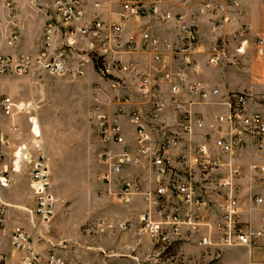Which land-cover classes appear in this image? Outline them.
I'll use <instances>...</instances> for the list:
<instances>
[{"label":"built area","instance_id":"2783aa9c","mask_svg":"<svg viewBox=\"0 0 264 264\" xmlns=\"http://www.w3.org/2000/svg\"><path fill=\"white\" fill-rule=\"evenodd\" d=\"M99 8L103 0H90ZM188 6L186 0H180ZM114 20L99 16L87 18L86 0H51L43 26L37 51L13 55L3 51L19 38L20 26L14 0H0V76L16 74L35 77L41 72L54 76H82L91 65L104 77H118L120 72L132 73L137 77L136 88L144 99L151 118L163 108L160 84L169 85L170 101L180 113L182 137L176 131L161 126L156 131L148 130L134 108L130 112L136 129V153L147 157L156 176V186L147 192L148 209L139 216V228L152 239L171 244L175 240L195 241L198 245L211 248L252 246L261 229H252L240 219L241 173L237 153L249 144L258 152L264 148V116L250 108L257 102L256 96L245 90L230 91L222 97L225 112L216 116L218 135L212 140L204 135L202 143L193 139L194 130L203 126L201 117L192 109V101L179 95L186 86L190 96L206 101L207 94L199 83H187L188 75L196 71L194 55L198 49V23L193 10L174 12L171 0H120ZM199 3L201 12H207L213 29L231 23L241 15L237 0H190ZM192 3V4H193ZM219 13V18L218 14ZM139 24L138 31H130ZM165 25L174 31L171 38H162L151 29ZM137 32V33H136ZM250 34V25L241 24L239 42L235 55L245 53V44ZM257 52L264 57V38L256 36ZM227 39L221 38L213 47L211 64L227 55ZM140 52L149 57V66L142 70L140 62L126 55ZM217 91L213 90V94ZM125 100H129L127 97ZM264 101V95L261 97ZM187 103V106L184 105ZM37 104L33 101L18 102L0 92V116L15 112L25 113L31 122L32 141L14 149L13 169L20 170L29 165V185L34 197L32 214L39 224L52 220L56 206V195L51 189L48 156L40 140L36 117ZM100 137L103 141L123 142L120 127L114 120L109 122L101 116ZM182 139V146H177ZM10 142L0 133V191L9 185L8 156ZM176 148L178 165L171 162V150ZM128 151L121 153L104 150L101 162L107 166L103 174L105 181L120 175L128 162ZM252 176L264 186V164L249 165ZM121 196L138 192L137 179L120 178ZM254 207L264 204V196L253 194L250 198ZM10 204L0 195V233L6 232L7 209ZM220 221L214 222L215 216ZM264 222V217L261 218ZM247 223V224H246ZM12 248L19 254L18 264H68L55 250L41 252L37 242L25 229L15 225L9 230Z\"/></svg>","mask_w":264,"mask_h":264},{"label":"rangeland","instance_id":"374dc122","mask_svg":"<svg viewBox=\"0 0 264 264\" xmlns=\"http://www.w3.org/2000/svg\"><path fill=\"white\" fill-rule=\"evenodd\" d=\"M189 1L186 0L189 6L197 7V12L206 16L208 20V13L200 11L201 5L193 2L192 4ZM215 1L210 0L211 3ZM33 2L38 9L31 17V25L28 27L20 25L17 17L20 34L12 46L23 45L26 38L32 37L35 31H38L40 19L47 15L51 0H33ZM23 3L22 18H25L29 9L26 2ZM86 10L88 19L97 15L96 11H93L94 15L89 17L88 9ZM217 15L219 18V13ZM225 24L228 23L220 27ZM233 40V42L227 40V46L236 44V39ZM215 45L216 43H213L208 52H212ZM234 56L240 55L234 53ZM210 57L206 58L208 64ZM235 63L243 64L240 58L231 59L228 54L226 57H219L218 60V65ZM140 65L142 70L149 66L144 67L141 63ZM94 71L96 72L95 68ZM85 74L86 70L82 76L71 77L54 76L48 72H41L32 78L16 74L0 76V92L10 96L14 101H33L37 104L35 114L40 130V140L48 156L51 189L57 198L52 220L40 226L38 219L32 214L34 197L29 185V165L24 163L20 170H15L12 163L14 149L22 144L31 143L32 124L23 112L0 116V118L4 117L0 120V132H6L4 136L10 142V155L7 158L9 185L0 191L1 198L10 204L7 218L9 223L22 227L31 236H34L40 226L42 235L37 241L40 248L44 252L55 249L68 264H219L226 248L203 247L193 240H175L171 244H165L141 231L139 223L137 228L133 229L130 224L127 226L126 222L119 223L120 218L125 216L123 212L125 204L131 202V197L142 195L146 207L138 213L137 222L139 221V216L148 209V196H146L148 191L143 192L140 187L138 192L121 196V192L118 193L114 188L106 189L105 194L100 188L101 173L107 168L105 164L98 163L97 157L103 148L99 132L100 115L106 111V105H103L101 101L107 91L101 90L103 86L100 82L102 81L93 80L88 83L83 80ZM119 74L129 75L134 81L138 80L132 73L120 72ZM99 75L96 72L95 76ZM134 92L138 93H135V100L149 116L141 93L137 90ZM263 95L261 92L253 94L260 107H264V101L261 100ZM173 109L176 113L172 110L170 114L172 117L176 114V120L168 124L164 123V126L168 130L176 131L182 137L180 122L182 108L174 106ZM112 112L108 111L109 114ZM159 114L158 111L156 117L149 116V118L152 121L156 120ZM203 141L204 137L198 143ZM140 157L146 158L151 164L147 157ZM130 161L131 158L123 165V169ZM112 180L106 182H112ZM240 197V208L246 199L249 200L250 206H253L249 192L244 191ZM240 219L242 220L241 209ZM218 221H220L219 213L214 219L215 223ZM242 222L245 221L242 220ZM0 264H7L2 252H0ZM40 264H44L43 259Z\"/></svg>","mask_w":264,"mask_h":264},{"label":"crops","instance_id":"0c3cea01","mask_svg":"<svg viewBox=\"0 0 264 264\" xmlns=\"http://www.w3.org/2000/svg\"><path fill=\"white\" fill-rule=\"evenodd\" d=\"M86 1L89 13L88 16H93V11H96V14L104 20H114L115 11L120 5V0H103L99 8H94L90 0ZM237 1L239 3V8L242 10V14L236 15L233 22L225 24L223 27L212 29V24L207 20L206 16L197 12V7L189 5L184 6L180 0H171V8L174 12L194 10L196 11L195 13L197 16L199 52L194 55V58L197 61L198 68L196 71L188 75L187 83H199L200 87L207 94L206 101L208 103H202V98H198L197 96H190L185 89L186 86H184L179 93L185 101L194 102L191 107L198 113L203 121V126L194 130L193 139L196 143L202 141L206 133L210 134L212 140L218 135L215 127L212 125L215 124L216 116L225 112V106L221 104L222 97L225 94L234 90H245L251 94L256 92L264 94V57L258 54L257 47L254 43L256 36L264 38V1ZM14 2L20 25L22 24L27 27L30 26L32 21L31 17H33L34 12L36 13V10L38 9L36 3H34L33 0H14ZM23 2H26L29 9V13L25 18H22ZM45 20L46 16L40 19L38 31H35L32 37L26 38L23 45L17 44L12 47H6L3 51L13 55L35 53L39 47ZM241 23H247L250 25V34L248 40L243 42L245 44V53L240 56H234L235 46L237 43L242 42L241 37L239 36ZM151 29L162 38H171L174 35V31L165 25H155L152 26ZM131 30L133 32L138 31L139 24H133L130 28V31ZM230 35H232L233 38L230 37ZM221 38H225L229 42H233V39H236V44H232V46L228 44L226 51L229 58H240L243 63L242 65H238V63L232 65H218V63L208 64L206 58L212 55V52H208L209 47ZM27 39H29L28 42ZM126 58H134L144 67L149 65V57L140 52L128 54L126 55ZM257 61H262L263 63ZM94 73L96 74L94 68L92 66H87L83 80H86L88 83H91L93 80L98 82L102 81L100 82L103 86L101 90L104 89L107 92H104L103 101L101 102L103 105H106V111L102 113L100 117L104 116L109 122L115 120L120 125V135L123 137V142L121 143L103 141L101 139L103 148L97 156L98 163L104 165L101 162V154L106 149L113 152H122L126 149L131 158L130 163L125 165L121 174L113 176L112 182H106L103 179V174L107 171V168L104 169L103 173H101L102 183H100V188L104 194L106 189L110 188H114L120 193V178L125 177L129 179H137L143 192L150 191L156 185V176L149 161L146 158L138 156L136 153V129L130 116V112L134 108H140L138 101L135 100V96L138 94L137 92H134V90H137L136 82L131 80L130 76L126 74H118V77H108L106 79L100 75L97 77ZM159 90L163 102V108L159 111V117L152 121L143 110L139 113L142 121H144L150 131L152 129L156 131L159 127L164 126V123L168 124L173 122V120H176V114L173 117L171 116L172 114H170L172 110L175 113L176 111L173 109L174 104L169 99V85L167 83H162L160 84ZM213 90H216L217 92L213 94ZM127 97L130 99L125 100ZM184 105L187 106V103ZM250 108L259 111L264 116V107H260L257 102H250ZM110 110L111 112L113 111L111 114L108 113ZM3 118H0V120ZM0 133L5 135L6 132ZM179 145H182L181 140ZM170 154L172 163L178 165L179 159L177 156V150H171ZM135 158L136 161H134ZM237 159L241 166V173L237 180V183L241 185L240 193L243 194L244 191H247L250 195L261 194L264 196V186L252 176L249 169L251 163L264 164V148L262 152H258L253 146L245 144L237 153ZM131 199L130 203L125 204L123 210L125 216L120 218L119 223L126 222L127 226L130 224L131 229H133L137 228L138 213L146 207V202L142 195L133 196ZM262 217H264V204L260 207H253L250 206L249 200L246 199L241 207V218L249 223L252 228H261V233L258 236L257 241L250 247L233 246L226 248L222 253L219 264H264V222L261 221ZM41 225L42 224H40V226ZM14 226V224H10L7 220L6 232L0 233V252L5 255L7 264H18L19 262V254L12 248L8 235L9 230ZM40 226L33 236L36 242L40 239L39 236L42 235ZM38 246L41 252L46 253L48 251L46 250L44 252L40 248V245Z\"/></svg>","mask_w":264,"mask_h":264}]
</instances>
